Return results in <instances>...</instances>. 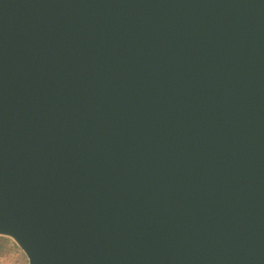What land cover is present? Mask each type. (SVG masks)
Listing matches in <instances>:
<instances>
[{
	"label": "water",
	"instance_id": "water-1",
	"mask_svg": "<svg viewBox=\"0 0 264 264\" xmlns=\"http://www.w3.org/2000/svg\"><path fill=\"white\" fill-rule=\"evenodd\" d=\"M0 237L264 264V0H0Z\"/></svg>",
	"mask_w": 264,
	"mask_h": 264
},
{
	"label": "trees",
	"instance_id": "trees-1",
	"mask_svg": "<svg viewBox=\"0 0 264 264\" xmlns=\"http://www.w3.org/2000/svg\"><path fill=\"white\" fill-rule=\"evenodd\" d=\"M12 255L15 258L14 264L28 263L23 251L10 238L0 237V256Z\"/></svg>",
	"mask_w": 264,
	"mask_h": 264
},
{
	"label": "rangeland",
	"instance_id": "rangeland-1",
	"mask_svg": "<svg viewBox=\"0 0 264 264\" xmlns=\"http://www.w3.org/2000/svg\"><path fill=\"white\" fill-rule=\"evenodd\" d=\"M14 262H15V258L11 254L0 256V264H14Z\"/></svg>",
	"mask_w": 264,
	"mask_h": 264
}]
</instances>
